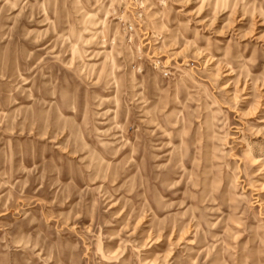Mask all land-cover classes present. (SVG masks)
I'll return each instance as SVG.
<instances>
[{
  "label": "rangeland",
  "instance_id": "rangeland-1",
  "mask_svg": "<svg viewBox=\"0 0 264 264\" xmlns=\"http://www.w3.org/2000/svg\"><path fill=\"white\" fill-rule=\"evenodd\" d=\"M0 264H264V0H0Z\"/></svg>",
  "mask_w": 264,
  "mask_h": 264
}]
</instances>
